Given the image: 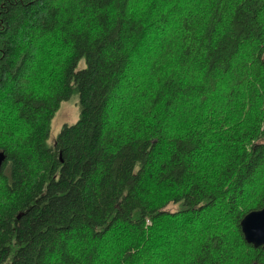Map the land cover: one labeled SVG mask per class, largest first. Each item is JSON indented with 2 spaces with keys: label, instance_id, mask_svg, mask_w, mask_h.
Here are the masks:
<instances>
[{
  "label": "trees",
  "instance_id": "trees-1",
  "mask_svg": "<svg viewBox=\"0 0 264 264\" xmlns=\"http://www.w3.org/2000/svg\"><path fill=\"white\" fill-rule=\"evenodd\" d=\"M0 150V264H264V0H0Z\"/></svg>",
  "mask_w": 264,
  "mask_h": 264
},
{
  "label": "rangeland",
  "instance_id": "rangeland-1",
  "mask_svg": "<svg viewBox=\"0 0 264 264\" xmlns=\"http://www.w3.org/2000/svg\"><path fill=\"white\" fill-rule=\"evenodd\" d=\"M84 60L81 59L76 68H82ZM79 117V103L77 92H73L67 99L61 101L59 108L55 112L49 131L48 143L55 140L58 132L64 124H72Z\"/></svg>",
  "mask_w": 264,
  "mask_h": 264
},
{
  "label": "water",
  "instance_id": "water-1",
  "mask_svg": "<svg viewBox=\"0 0 264 264\" xmlns=\"http://www.w3.org/2000/svg\"><path fill=\"white\" fill-rule=\"evenodd\" d=\"M5 154L0 150V164ZM244 239L254 246L264 245V206L246 212L240 219Z\"/></svg>",
  "mask_w": 264,
  "mask_h": 264
}]
</instances>
